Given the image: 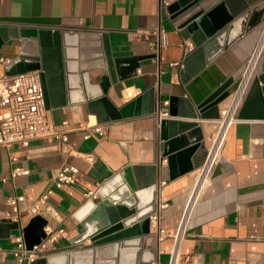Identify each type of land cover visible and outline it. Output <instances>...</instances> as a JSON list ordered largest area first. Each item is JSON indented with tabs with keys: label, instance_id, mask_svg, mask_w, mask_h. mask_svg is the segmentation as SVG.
<instances>
[{
	"label": "crops",
	"instance_id": "obj_1",
	"mask_svg": "<svg viewBox=\"0 0 264 264\" xmlns=\"http://www.w3.org/2000/svg\"><path fill=\"white\" fill-rule=\"evenodd\" d=\"M173 1L0 0V25L60 33L91 32L106 37L114 58L140 57L135 73L125 70L122 72L125 79L108 89L107 97L115 107H122L152 88L156 97L153 115L103 124H98L95 115L89 114L85 103L77 98L71 105L66 100L59 106H45L49 126L59 127L66 123L63 128L67 132L65 144L60 145L50 136L34 140L28 147L14 145L8 150L0 149V224L12 222L18 225L7 238H0V264H20L12 251L16 247V237L22 235L24 239V229H28V239L34 242H41L45 225L64 231L53 245L48 246L45 256L69 249L70 242L83 232L80 223L92 210L86 207L88 193L97 191L101 185L98 179L103 173L106 170L121 173L128 167L142 164L155 166L156 203L163 205L160 222L163 240L158 242L156 237L150 238L147 244L153 247L151 264L170 263V236L179 225L207 146L203 144L191 158L193 169L190 172L170 179L166 160L161 157L163 141L159 123L161 120H192L169 117L168 107L163 102L185 96L198 105L228 79H233L234 90L262 28L261 24L241 36L185 83L180 75L181 68L196 48L187 31L178 30L170 19L167 6ZM159 28L167 39V45L160 51L155 48L158 42L155 32ZM21 49L20 40H10L0 48V58L12 61ZM47 64L52 65L51 57H47ZM263 68L264 52L238 112L250 84ZM3 71L0 65V75ZM54 71L51 69L45 77L49 90L54 87L51 80ZM103 73L100 69L91 70V84L99 83ZM128 91L135 95L133 99L125 97ZM229 101L230 96L218 105V111ZM198 123L214 124L209 120ZM95 125L102 126V135L91 132L90 137L84 139ZM90 156L94 158L91 164L87 161ZM63 165L78 168L73 184L53 189L46 202L50 213L32 216L27 210L28 204L45 191ZM14 167L28 170L29 174L11 181L8 177ZM176 171L181 172L180 169ZM12 195L25 197L16 222L7 205V199ZM99 201L100 198L92 203ZM37 216L39 218L34 219ZM89 245L87 241L82 246ZM43 261L40 257L34 264H43ZM177 264H264V120H238L229 127L221 156L192 209L180 242Z\"/></svg>",
	"mask_w": 264,
	"mask_h": 264
},
{
	"label": "water",
	"instance_id": "obj_2",
	"mask_svg": "<svg viewBox=\"0 0 264 264\" xmlns=\"http://www.w3.org/2000/svg\"><path fill=\"white\" fill-rule=\"evenodd\" d=\"M167 11L174 26L185 29L196 48L181 68L180 75L186 83L241 36L262 24L264 0H175L167 6ZM13 39L22 42V49L17 58L2 66L0 78L39 72L46 107L59 106L66 100L71 105L77 98L85 103L89 114L95 115L98 124L156 112L153 88L120 108L108 99L110 86L125 79L122 77L125 70L135 73L141 58H114L106 37L91 32L60 33L0 25V48ZM47 57L52 59L50 66ZM51 69L55 70L51 79L54 87L49 90L45 77ZM94 69L104 72L97 84H91L90 71ZM234 86L233 79H228L198 105L185 96L169 99V117L192 120L159 123L163 141L161 157L166 160L170 179L193 169L191 158L203 144L209 145L217 128L216 124L204 126L198 122L216 120L218 105L231 95ZM237 119L264 120V68L250 84ZM115 172L106 170L98 179L101 185L96 193L100 201L96 204L87 201L86 207L92 210L80 223L83 232L70 242L69 249L42 255L43 264H151L154 261L153 247L147 244L150 238L155 239L149 234L148 217L156 210V168L153 164H142ZM43 192L28 206L38 201ZM17 228L16 223H1L0 238H7ZM24 233L28 249L40 243L28 239V229ZM41 236L45 237L43 230ZM87 241L90 245L83 247Z\"/></svg>",
	"mask_w": 264,
	"mask_h": 264
},
{
	"label": "built area",
	"instance_id": "obj_3",
	"mask_svg": "<svg viewBox=\"0 0 264 264\" xmlns=\"http://www.w3.org/2000/svg\"><path fill=\"white\" fill-rule=\"evenodd\" d=\"M155 34L158 36V42L155 48L160 51L167 45L166 35L161 28H159ZM263 34L264 21L262 23L258 42ZM258 42L245 64L240 78L237 80L236 87L230 95L229 103L218 111V118L212 121L217 126L216 131L212 134L211 141L209 145H207L205 159L199 168L196 183L182 211L179 225L174 234L170 236L172 248L169 264H177L180 242L189 223L192 209L198 201L201 191L210 178L221 156L229 127L238 121L237 113L239 106L258 64L254 63L253 71L250 73L248 72L253 62ZM10 62V59L0 58V65L3 67L7 66ZM125 97L127 99H133L135 95H133L132 91H128ZM163 105L167 106L168 102L164 101ZM65 126L66 123H63L59 127L48 125L38 72H28L0 78V149L8 150L14 145L28 147L32 141L50 136L56 138L60 145H63L67 142V132L63 129ZM91 132L102 135V126H93L92 131H88L83 138L88 139ZM87 161L91 164L94 162V158L90 156L87 158ZM78 173V168L74 166H61L39 200L27 207L28 212L32 216L40 215L42 212L50 213L51 209L46 205V202L48 197L54 192L53 189H60L64 185L73 184L75 176ZM28 174V170L14 167L10 171L8 178L13 181L19 176H27ZM87 198L90 201H95L99 196L96 191H91L88 193ZM22 203H25V197L23 195H12L7 199V205L11 211L10 214L15 216L14 222L17 221V217L20 214L19 207ZM42 206L44 208H42ZM162 209L163 205L159 202L156 203L155 212L148 217L149 233L154 235L158 242L163 240L164 234V231L160 227ZM43 233L45 237L38 245H34L31 249L26 247L22 235L16 237V247L12 252L13 256L20 264H34L45 254L48 246L53 245L64 234V231L62 229H54L50 225H45L43 227Z\"/></svg>",
	"mask_w": 264,
	"mask_h": 264
},
{
	"label": "bare ground",
	"instance_id": "obj_4",
	"mask_svg": "<svg viewBox=\"0 0 264 264\" xmlns=\"http://www.w3.org/2000/svg\"><path fill=\"white\" fill-rule=\"evenodd\" d=\"M263 52H264V34L261 37L260 41L258 42L253 62H252L251 66L249 67V70H248L249 73L253 71L254 63L256 64V63L260 62V60L263 56Z\"/></svg>",
	"mask_w": 264,
	"mask_h": 264
}]
</instances>
